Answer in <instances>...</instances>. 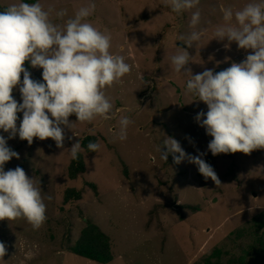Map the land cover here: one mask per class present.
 Returning a JSON list of instances; mask_svg holds the SVG:
<instances>
[{
  "label": "rangeland",
  "instance_id": "374dc122",
  "mask_svg": "<svg viewBox=\"0 0 264 264\" xmlns=\"http://www.w3.org/2000/svg\"><path fill=\"white\" fill-rule=\"evenodd\" d=\"M13 2L0 0V5L6 8ZM247 2L201 0L195 30L204 37L189 47L183 43L194 30L191 11L172 13L164 0H95L88 20L111 34L112 53L122 55L131 72L106 90L112 119L73 129L61 125L62 148L50 138H34L29 145L18 135L9 139L10 133L0 131L19 154L4 165L5 171L21 167L39 185L47 205V219L39 229L23 218L0 221V242L6 247L0 264H97L71 252L87 222L109 237V264H264V149L214 156L208 150L212 138L196 121L207 106L185 94L186 77L170 64L179 44L193 59L184 70L193 76L205 70L216 74L245 61L252 50L214 39V30L222 22V8L240 9ZM41 3L46 9H66V20L88 0ZM53 21L63 22L54 14ZM23 67L31 79L43 82V69L28 61ZM20 80L22 84L23 73ZM12 96L22 103L19 85ZM17 116L19 128L23 113ZM124 116L133 123L127 140L120 141L119 120ZM69 123H78L77 117L70 116ZM87 136H96L101 150L80 153L86 172L72 180L67 150ZM168 138L178 141L187 155L203 154L220 185L203 177L187 159L175 163L173 155L178 154L162 160L159 149L167 151ZM69 189L80 191L81 199L66 202Z\"/></svg>",
  "mask_w": 264,
  "mask_h": 264
},
{
  "label": "clouds",
  "instance_id": "9594fccd",
  "mask_svg": "<svg viewBox=\"0 0 264 264\" xmlns=\"http://www.w3.org/2000/svg\"><path fill=\"white\" fill-rule=\"evenodd\" d=\"M164 2L177 15L192 12L194 30L183 44L197 45L204 37L203 31L195 30L201 19V0ZM95 9V0H88L66 20V9H46L41 0H15L0 10V131L10 133L9 139L18 135L31 145L34 138H50L62 148L61 125L73 129L76 124L112 119L113 104L106 90L120 83L131 72V65L122 55L112 53L111 34L89 22ZM221 12L222 22L215 27L214 39L235 42L240 49L252 50V54L216 74L205 70L193 76L191 70L184 71L193 59L188 51L176 46L170 64L175 73L186 77L185 94L207 106V112H200L196 121L212 138L208 150L214 156L247 155L264 149V0H248L240 9L224 7ZM53 14L63 22H54ZM25 61L43 69V82L31 79L23 67ZM18 85L22 97L19 104L12 96ZM18 113H23L19 128ZM72 115L78 123H69ZM132 123L127 116L120 118V141L127 140ZM101 147L98 141L89 142L87 151L95 153ZM164 147L166 152L159 149L162 160L178 154L173 155L175 163L187 159L203 177L220 185L214 169L201 158L203 154L187 155L174 138L166 139ZM67 151L71 159L77 160L84 149L77 142ZM13 158L19 159V154L0 135V221L23 218L33 229H39L47 219L44 195L21 167L5 171L4 165ZM5 255L6 247L0 242V259Z\"/></svg>",
  "mask_w": 264,
  "mask_h": 264
},
{
  "label": "trees",
  "instance_id": "16d2710c",
  "mask_svg": "<svg viewBox=\"0 0 264 264\" xmlns=\"http://www.w3.org/2000/svg\"><path fill=\"white\" fill-rule=\"evenodd\" d=\"M5 9L0 5V10ZM96 136H87L82 140V147L87 151V144L89 142H96ZM92 153V152H88ZM86 172V165L84 158L79 154V159L71 161L68 168V176L70 179L75 180L79 175ZM95 192L97 187L94 184H89ZM82 194L80 191L69 189L65 194V201L80 200ZM262 240H260V245ZM74 255L85 258L97 264H109L113 261L112 246L109 237L103 233L98 226L93 223L87 222L86 227L82 230L79 239L75 246L71 249ZM262 255V252H259Z\"/></svg>",
  "mask_w": 264,
  "mask_h": 264
},
{
  "label": "water",
  "instance_id": "95a60500",
  "mask_svg": "<svg viewBox=\"0 0 264 264\" xmlns=\"http://www.w3.org/2000/svg\"><path fill=\"white\" fill-rule=\"evenodd\" d=\"M179 47H181V48H183V49H188L186 46H184V45H182V44H179ZM218 72H221V71H216V73H218Z\"/></svg>",
  "mask_w": 264,
  "mask_h": 264
}]
</instances>
